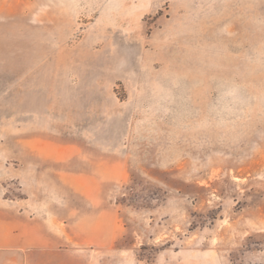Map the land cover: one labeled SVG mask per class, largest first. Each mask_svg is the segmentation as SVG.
Masks as SVG:
<instances>
[{"label":"rangeland","instance_id":"rangeland-1","mask_svg":"<svg viewBox=\"0 0 264 264\" xmlns=\"http://www.w3.org/2000/svg\"><path fill=\"white\" fill-rule=\"evenodd\" d=\"M0 264H264V0H0Z\"/></svg>","mask_w":264,"mask_h":264},{"label":"crops","instance_id":"crops-1","mask_svg":"<svg viewBox=\"0 0 264 264\" xmlns=\"http://www.w3.org/2000/svg\"><path fill=\"white\" fill-rule=\"evenodd\" d=\"M71 157V156H70Z\"/></svg>","mask_w":264,"mask_h":264}]
</instances>
